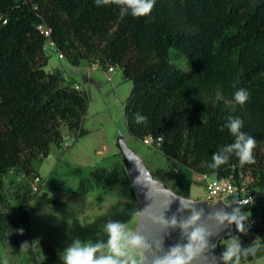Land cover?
<instances>
[{
    "label": "trees",
    "instance_id": "1",
    "mask_svg": "<svg viewBox=\"0 0 264 264\" xmlns=\"http://www.w3.org/2000/svg\"><path fill=\"white\" fill-rule=\"evenodd\" d=\"M40 24L51 28L56 50L72 66L94 58L93 64L118 67L132 82L123 109L132 137L162 138L166 159L195 174L250 177L253 201L243 209L258 219L257 250L247 256L242 250L240 263L264 256V0H155L144 17L121 15V6H98L96 0H0V184L14 170L39 175L34 163L49 157L53 145L62 147L63 126L75 141L89 133V94L60 69H45L50 55ZM240 88L250 93L244 105L234 99ZM218 93L222 98H214ZM138 114L146 122L138 124ZM230 116L255 138V163L241 166L233 154L213 169L212 155L235 141L223 127ZM119 170L135 200L126 169ZM85 183H79L81 194L89 192ZM195 183L180 174L174 189L189 198ZM113 184L109 177L99 187L110 190ZM36 197L25 191L14 218L0 190V240L24 245L29 260L40 264L29 208ZM39 198L64 204L46 191Z\"/></svg>",
    "mask_w": 264,
    "mask_h": 264
},
{
    "label": "rangeland",
    "instance_id": "2",
    "mask_svg": "<svg viewBox=\"0 0 264 264\" xmlns=\"http://www.w3.org/2000/svg\"><path fill=\"white\" fill-rule=\"evenodd\" d=\"M46 50L50 55L46 70L62 68L66 79L89 94V108L84 123L89 133L75 141V136L65 126L62 127V147L53 145L50 156L38 159L34 165L43 180L40 186L42 192H33V176L28 177L18 170L7 175L0 184V190L7 195L11 204L10 213L14 218L19 216L20 196L25 191L37 196L29 208L32 210V231L40 249V264H63V251L75 240L81 243H105L107 234L104 226L110 221L127 223L131 231L137 228L140 205L137 198L134 200L131 197L126 179L119 170L120 165L126 169L127 159L119 146L126 143L143 160L147 171L153 177L164 180L170 188L174 187L172 181L176 182L182 171L176 162L166 159L159 146L147 145L144 140L135 139L129 134L123 109L131 92L132 82L123 78L118 67L109 79L105 68L99 64L93 66V62H97L94 58L83 60L80 66L73 67L66 56H60L56 48L48 45ZM214 98L222 96L218 93ZM229 104L233 107V103ZM97 168L100 170L95 175ZM194 174L192 179L196 183L192 187V197L214 204L208 200L206 190L207 182L214 176ZM109 177L114 181L112 189H101L99 182ZM128 177L131 180L129 174ZM83 179L89 189L86 195L78 192L79 183ZM241 181L250 186V177L245 176ZM56 186L63 190H58ZM45 189L51 198H58L64 204L60 206L42 201L39 197ZM172 190L177 193L175 189ZM99 196L102 198L99 199ZM240 210L242 214L249 216L244 209ZM233 237L238 238L242 250L252 247L258 241L253 231L247 237L237 233L221 239L218 244L220 260L225 245ZM0 264L35 262L29 260L28 250L24 245L5 246L0 240ZM240 264H264V256Z\"/></svg>",
    "mask_w": 264,
    "mask_h": 264
},
{
    "label": "clouds",
    "instance_id": "3",
    "mask_svg": "<svg viewBox=\"0 0 264 264\" xmlns=\"http://www.w3.org/2000/svg\"><path fill=\"white\" fill-rule=\"evenodd\" d=\"M98 6L116 4L121 6V15L131 14L133 17H144L149 15L155 5V0H96ZM250 98V93L243 88L234 93L235 101L244 105ZM136 122L144 123L147 118L142 115L136 116ZM226 127L235 137V141L221 148L220 151L212 155V163L209 167L217 169L228 163L229 158L234 154L241 166L254 164L255 158L253 150L256 147L254 137L241 131L243 121L238 117H227ZM223 130V128L221 129ZM134 184L146 187L147 197L152 201L144 211H139L141 216L136 231H131L127 223L110 221L104 226L107 234L105 243H81L75 240L63 251V264H144V253L155 244L156 249L163 252L162 255H155L150 264H193L206 256L216 246L210 245V237L214 234L210 228L202 223L203 210L197 211L194 207L195 201L179 196L162 197L152 193L150 186L144 184L140 179V174L135 178ZM161 188H166L161 185ZM174 200H179V212L191 211V215L178 218L176 214L171 217L165 215L166 211ZM245 205L246 201H239ZM137 214V213H133ZM209 219H214L217 226L234 224L237 232L245 233V221L249 216L242 214L240 208H234L231 213L218 211L210 215ZM179 228L182 236L187 239L186 243L175 244L164 251V236L170 229ZM102 250H105L102 252ZM257 246L243 250V255L249 253L255 255ZM139 253V259H137ZM242 249L238 238L233 237L225 245V250L221 254L223 264H240Z\"/></svg>",
    "mask_w": 264,
    "mask_h": 264
},
{
    "label": "water",
    "instance_id": "4",
    "mask_svg": "<svg viewBox=\"0 0 264 264\" xmlns=\"http://www.w3.org/2000/svg\"><path fill=\"white\" fill-rule=\"evenodd\" d=\"M119 148L123 152L122 155H127L125 164L126 171L131 177L132 186L140 205V211H144V209L148 207L149 204L152 203V201L147 197L148 189L146 187L134 184V180L139 174L141 181L147 186H150L153 194L165 198L173 195L186 198L178 193H175L174 190H172L169 186H167L158 178L153 177V175L147 171L143 160L129 146H127L126 143H124V145L119 146ZM161 185H163L166 190L164 188H161ZM188 199L195 201L194 207L197 211L203 210V217L201 222L206 224L210 228V230L213 231L214 234L210 237L209 242L210 245L216 246L212 251L206 253L205 257L194 261L193 264H221L218 247L219 241L224 238L232 237L238 232L234 224L227 225V223H225L224 226H217L216 221L214 219H209V216L214 215L218 211L231 213L233 209L227 204H225L223 200H219L214 204H210L204 201L191 199L190 197ZM179 207V200H174L170 205V208L166 211L165 215L167 217H171L173 214H176L178 218H183L191 215V211L179 212ZM140 219L138 221L137 227L139 225ZM186 242L187 239L185 236H182L181 230L179 228L170 229L169 233L164 236V251H166L170 246H173L178 243L183 244ZM149 243L152 244V247L150 250L144 253V264H150L151 259L155 255L163 254L162 251L156 249L155 244L151 241V239H149Z\"/></svg>",
    "mask_w": 264,
    "mask_h": 264
},
{
    "label": "built area",
    "instance_id": "5",
    "mask_svg": "<svg viewBox=\"0 0 264 264\" xmlns=\"http://www.w3.org/2000/svg\"><path fill=\"white\" fill-rule=\"evenodd\" d=\"M38 29L47 38L45 49L48 45L55 48L56 45L51 38V34H52L51 28L46 24H40L38 26ZM60 56L64 57L62 53H60ZM94 65L95 64H93V66ZM116 68L117 67L115 66H108L107 68H105L107 70L109 79L112 78L111 73L114 72ZM75 87L77 89H80L79 85L75 84ZM144 142L147 145H151V146L157 145L160 147L162 144V138H154L153 136H147L144 139ZM205 176H209V175H205ZM244 177L245 176H242L241 178ZM42 182H43L42 177L40 175H36L31 184L32 191L35 193L41 192L42 190L40 189V186L42 185ZM206 190H207V197L210 202L215 203L218 202L219 200H223V202L232 209L234 206L243 209L253 201V196L252 193L250 192L249 186L246 185L245 182L241 181V179L240 181H238L234 177V175L221 179L214 176L212 179H210L207 182ZM239 201H246V204L241 205ZM244 223H245L246 232L245 233L238 232V234L247 237L250 235V232L253 231V228H255L258 225V219L249 215V219H247Z\"/></svg>",
    "mask_w": 264,
    "mask_h": 264
},
{
    "label": "crops",
    "instance_id": "6",
    "mask_svg": "<svg viewBox=\"0 0 264 264\" xmlns=\"http://www.w3.org/2000/svg\"><path fill=\"white\" fill-rule=\"evenodd\" d=\"M82 62L83 61H81V63H80V65L82 64ZM71 65V64H70ZM79 65V66H80ZM72 66V65H71ZM73 67H78V66H73ZM46 69V68H45ZM56 69H60L62 72H63V74H64V70L62 69V68H60V67H56L54 70H56ZM54 70H52V71H48V72H53ZM64 77H65V74H64ZM68 82H71V81H69L68 79H66ZM72 83V82H71ZM68 131V130H67ZM64 134V133H63ZM50 156V155H49ZM48 158V157H47ZM46 159V158H45ZM37 164V162H35L34 163V165H36ZM180 166V165H179ZM36 167V166H35ZM38 172H39V170L38 169H36ZM180 170L182 171V174H184V175H186L187 177H191L192 178V176H193V172L191 171V170H189L188 168H185V167H182V166H180ZM13 171H10L7 175H9L10 173H12ZM7 175L4 177V180H5V178L7 177ZM195 175V174H194ZM179 178V177H178ZM178 178H177V180H178ZM159 179V178H158ZM159 180H161L162 182H164L167 186H169L164 180H162V179H159ZM177 180H176V182H177ZM175 181H172V185H174L175 183H176ZM47 184V183H46ZM170 187V186H169ZM193 187V186H192ZM56 188L58 189V190H60V189H62L63 190V188H60V187H57L56 186ZM171 189H174V187H171ZM45 191H47L46 189H45ZM81 194V193H80ZM84 195H86V194H84ZM191 199H194V200H196L195 198H193L192 197V189H191V197H190ZM62 201V200H61Z\"/></svg>",
    "mask_w": 264,
    "mask_h": 264
}]
</instances>
